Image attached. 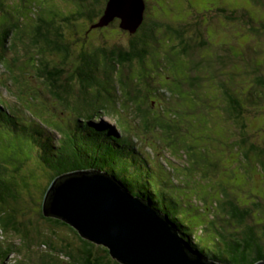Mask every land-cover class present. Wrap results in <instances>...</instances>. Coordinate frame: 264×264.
Segmentation results:
<instances>
[{"label": "trees", "instance_id": "1", "mask_svg": "<svg viewBox=\"0 0 264 264\" xmlns=\"http://www.w3.org/2000/svg\"><path fill=\"white\" fill-rule=\"evenodd\" d=\"M0 1L4 2L3 7L0 8L2 12V8H5L10 0ZM77 1L82 5L81 8L74 9L76 11L68 13V16L61 17L54 12L53 15L50 14L51 18H47V20L50 19L49 21L36 16L31 18V23L25 29V37L29 40L30 46L36 49H32L33 54L30 55V59L34 60L35 69L38 70L39 77L45 83H42L45 92L42 87H39V91L45 98L49 93V100L60 103L66 113L69 110L70 114L78 116L72 115L69 118L67 114L68 120L65 124L71 129L69 133L72 135V138L66 140L67 146L64 145L65 139L61 143L53 141L54 132L46 123L36 122L34 126L30 124L20 126L11 114L0 109V124L2 125L0 128L3 129V133L8 135L18 133L17 137H20V134L26 138L24 142L30 143L35 149L38 161L35 168L40 170L43 168L38 180L46 179L44 190L37 197V201L35 199V202L32 201L31 204V199L27 198H32L34 194L29 193V188H32L33 184L27 183V180L32 178V174L28 173V169H23V174L19 173L21 160L17 166L12 164L15 158L9 155L11 152L9 143L6 142L4 146H0V150L7 149L6 151L9 152L5 155L3 151H0V264H4L7 257L16 253L20 247L49 248L51 244L50 256L58 252V257L61 259L59 264H120L111 258L107 248L102 245L78 238L79 242L76 246H72L69 240L64 238L60 245L53 247L51 237H42L38 232L42 226H48V228L64 226L57 219L43 216L40 210L49 183L61 175L89 171L116 179L131 196L140 199L158 211L161 216H165L176 235L185 241L192 252L204 259L215 264L264 262V128L262 129L263 126L257 120L259 115L253 116V111L249 106V104L252 106H263L264 104L263 70L256 66L255 61L250 64L246 60L241 66L240 60L243 55L238 53L240 50L232 44L230 39L221 38L222 41L217 45L216 43L213 46L209 45L203 38V25L197 20L192 24L188 23L189 25L174 19L173 21H176L174 23L157 18L151 20L150 14H145L149 0H144L146 4L143 19L133 33L121 30L118 19H114L103 27L94 26L101 17L107 0H75ZM54 7L59 8L56 2ZM214 8L228 20L245 17L250 23L259 20L250 13L237 14V10L233 7L231 9L223 6ZM34 10L41 11L31 3L30 11ZM5 16H0V19H4L0 22V47L7 36L13 38V35H10L12 28L22 26V23L17 24L10 16H6L8 19ZM79 18L89 19L87 21L90 22L83 31L77 23ZM94 18L98 19L94 21ZM112 25H115L118 31L130 35L128 46L126 44L123 47L119 42L108 46L104 42L96 44L92 41L95 33L103 32ZM210 29L214 30L213 34L221 37V33L215 31L213 26ZM249 29L255 32L261 31L264 34V22L260 23L257 28L250 26ZM161 38L163 41L160 40ZM157 42L161 45L162 42L163 45L169 44V50L165 51L158 47ZM28 44H24L23 48L29 47ZM43 49H45L43 53L50 52L52 56H56L52 59L53 61L42 59ZM152 54L162 58L157 60V57L152 58ZM4 55L0 53V59ZM170 61L183 62V77L179 80L181 86H185L186 89L191 87L200 89L204 80L203 76L211 78L208 77V70L212 75L220 68H229L228 82L225 77H217L220 87L223 88L220 109L233 131L228 138V147L234 152L240 151V160L248 161L251 166H255L262 172L260 175L257 170L249 171V181L254 189L246 197H229L228 189L223 188L220 195L226 203L217 214L213 215L212 225L205 226L207 233L212 238L216 236L215 234L219 235V240L218 242L211 241L213 244L208 246L195 240L196 236L190 231L191 226L184 220V215L183 221L178 215V203L170 199L163 201V198L152 189L154 183L157 187L161 181L144 160L138 159L139 151L135 146L137 144L131 141V136H128L129 127L126 122L133 117H138L139 120H144L151 126L146 132L149 137L153 132L170 128L169 124H155L163 117L160 109L165 107V114L171 113L173 109L170 101L174 95L168 94L170 92L166 87H171V75H174V72L178 76L180 74L175 69L176 66L170 64ZM239 66L242 67L239 69L241 74L250 76L251 85L254 88V90H248L246 94L247 89H242L241 83L233 78ZM121 70H124L125 75L117 79L118 90H115L116 92L111 96L107 93V88L116 81L115 74ZM132 72H137V74ZM250 79H247V82ZM74 92L75 96H69ZM108 97L111 100H108ZM182 99L183 102H192V98L187 93L183 94ZM115 100L118 102L114 105ZM122 101L124 103L122 113H125V110L130 111L125 115L128 119L125 122L123 119L125 125L122 128L126 136L117 135L116 137L112 134V138H109L95 129L81 126L79 120L87 122L96 117L95 112L98 108L105 107V112L109 113L114 111L110 106L120 105ZM152 111L159 113L153 116ZM83 117L86 118L82 119ZM162 173L165 175L163 171ZM205 174H209V171H205ZM205 193L206 190L203 189L200 196L203 197ZM186 201L190 203L189 200ZM29 207L35 209L34 213ZM31 213L32 218H27ZM220 215L222 218L226 217V222L230 226H236L238 230L227 233L223 227L224 222L219 223V220H222ZM214 219L218 220V223H215ZM3 234H13L14 238L9 240ZM50 256L47 260H50ZM52 261L53 263L49 264H58L55 260Z\"/></svg>", "mask_w": 264, "mask_h": 264}, {"label": "rangeland", "instance_id": "2", "mask_svg": "<svg viewBox=\"0 0 264 264\" xmlns=\"http://www.w3.org/2000/svg\"><path fill=\"white\" fill-rule=\"evenodd\" d=\"M55 2L59 7L58 9L54 7ZM31 3L38 9H41V11L34 10L31 12ZM263 3L264 0H149L147 3L148 10L145 14H150L149 18L151 20H156V18L164 19L169 23L179 20L178 22L192 24L193 21L197 20L199 24L203 25V38L209 45L213 46L214 43L217 45V43L222 41L221 38L223 40L230 39L232 44H235L240 50L238 53L243 55L240 65L243 66L246 60L250 64H253L255 61L257 63L256 66L259 69L261 68L263 70L262 73H264V34L261 31L255 32L249 29L250 26L257 28L260 23L264 22ZM3 4L4 2L0 1V8L3 7ZM81 6L80 2H75V0H10L6 7L2 8L3 11L0 12V16H10L17 24L22 23L21 28L16 27L10 30V35H13L15 40H13L12 36H7L2 47H0V53L5 54L0 59V107H4L6 113L11 114L12 117L14 115L17 125L25 126L30 124L34 126L36 122L46 123L57 136L53 141L56 142L58 138H61L59 140L61 143L65 139L64 145L66 146V140L68 141L69 138H72V135L69 133V129L65 123L68 120V116L70 118L73 114H70L69 112L71 111L69 110L66 113L57 101L49 100V93L46 95L47 99L39 91V87H42L43 90L45 89L42 84L44 80L39 77L38 70L35 69L34 60L30 59V55L32 56L33 54L31 51L36 49L34 46H30L29 40L25 37V29L31 23V18L40 16L45 21H49L50 19L47 20V18H51L54 12L61 17H65L68 16V13L81 8ZM219 6L227 7V9L233 7L237 10V14L241 12L250 13L259 20L252 23L247 22L248 19L246 17L228 20L216 12L214 7ZM6 16L5 18L8 19ZM22 19L24 20L21 21ZM97 19L94 18V21ZM173 19L176 21H173ZM87 20L89 19L79 18L77 21L82 31L90 24ZM3 21L4 19H0V22ZM58 21L61 20L58 19ZM211 26H213L215 31L221 33V37L213 34L214 30L210 29ZM190 29L192 30L191 27ZM100 33H95L92 38V41L96 42V44L104 42L110 46L119 42L123 47L129 44L130 35L118 31L115 25L108 27ZM92 35L93 33L90 37ZM66 39L68 38L66 37ZM160 40L163 41V38ZM24 44H28L29 47L23 48L25 47ZM157 45L165 51L169 50L170 47L169 44L163 45V42L162 45L157 42ZM24 49L26 50L25 52ZM44 51L45 49L42 50V53ZM36 56L37 53L35 52ZM55 57L50 52L43 53L42 55V59L44 61L50 60L49 62L53 61L52 59ZM154 57H157V60L162 58L161 56H153L152 54V58ZM185 62L188 64V60ZM170 64L175 65V69L180 74L178 76L174 72V75H171V87H166L170 92L168 94L174 95V98L172 97L173 99L170 101L173 109L169 114L164 113L165 107L160 109L163 117L155 122L157 125L163 123L169 124L170 128L153 132L149 137L146 132L151 126L148 123H145L144 120H138V117H134L135 119L129 118L133 122L135 132L133 134L132 128H129V131L132 133L131 141L137 144L135 146L137 151H139L138 159L144 160L161 181L157 187L156 183H154L152 189L155 190L158 196L163 198V201L170 199L178 203V215L182 217V221L184 215V220L191 226L190 231L196 236L195 240L199 241L200 244L208 246L209 244H213L211 241L218 242L219 240V235L215 234L216 236L212 238L207 233L205 226L212 225L211 220L213 215L217 214L219 209L223 208L226 203L220 195L221 191L224 190L223 188L228 189L229 197H246L254 189L252 183L249 181V171L254 172L257 170L260 175H262V172L256 169L255 166H251L248 161L240 160V151L234 152L228 147V138L232 135L233 131L230 123L224 119L220 109L223 88L220 87L217 77H225L228 82L229 68H220L212 75L209 74L208 70V77L210 76L211 78L209 79L204 75L200 89L199 87L186 89L185 86H181L179 80L183 77V62L178 61L175 63L174 61H170ZM241 66H239L233 78H235L236 82L239 81L241 83L242 89H247L245 91L246 94L248 90H254V88H252L250 76L241 74V70L239 71L242 68ZM192 72L195 73L194 71ZM132 73L137 74V72ZM124 75V70L115 74L116 81L107 88L109 95L112 96L116 92L115 90H118L117 79ZM247 79H250L249 82H247ZM185 93L192 98V102H183L182 98ZM123 94L128 98L125 91H123ZM69 96H75V92L72 95L69 94ZM108 100L111 99L108 97ZM117 102L118 100H115L113 104L115 105ZM123 106V101L120 105L110 106L114 111L109 113L105 112V107H100L95 112L97 116L94 119H90L87 123L81 120L79 122L83 127H85V124L91 123L88 128L95 129V131H99L100 133L105 130V136L109 138H112L111 136L115 131L112 127L114 123L118 128L121 127L119 129L122 131L123 136H126L122 127L128 119L125 115L130 111L125 110V113H122ZM249 106H251L253 116L259 115L257 120H259L263 129L264 104L263 106H252L249 104ZM158 113L152 111L153 116ZM73 116L78 117L77 115ZM0 126L2 125L0 124ZM17 136L18 133L11 135L7 133L0 134V146H4L3 144L6 142L9 143V150L11 151L9 155L15 158L12 164L17 166L21 160L22 167H19V173L23 174V169H28V173L32 174V178L27 180V183L33 184L32 188H29V193L34 194L32 198H27L31 199L30 202L32 204V201L35 202V199L37 201V197L44 190V181L46 179L42 180L40 178L38 180L40 175H42L41 171H43V168L41 170L35 168L38 161L34 147L30 143L24 142L26 138H23L22 135L19 134L20 137ZM128 136H130L129 133ZM6 150L1 149L0 151H3L7 155L9 152ZM153 166L160 168L165 175H163L160 169H156ZM205 171H209V174L206 175ZM203 189L206 190V193L202 197L200 195H202ZM186 200H189L190 203ZM34 206L35 203L33 204ZM26 210L28 211V208ZM33 211H35L34 208L31 209V212ZM32 215L31 213L27 218H32ZM221 219L219 223L224 222L223 227L227 233L230 234V232L238 230L236 226H230L226 222V217H221ZM217 221L214 219L215 223ZM61 223L64 226H59L58 228L42 226V229L38 230V232L42 237L50 236L54 244L53 247L60 245L64 238L68 239L72 246H76L80 237L73 228L63 222ZM3 235L9 240L14 238L13 234ZM52 237L56 238L53 239ZM51 248L52 244L49 248L34 246L26 249L20 247L16 253L7 257L4 264H41L45 262L49 264L53 263L52 260H55L59 264L61 259L58 257V252H55V255L52 254L54 257H51ZM48 256H50V260H47Z\"/></svg>", "mask_w": 264, "mask_h": 264}, {"label": "water", "instance_id": "3", "mask_svg": "<svg viewBox=\"0 0 264 264\" xmlns=\"http://www.w3.org/2000/svg\"><path fill=\"white\" fill-rule=\"evenodd\" d=\"M144 9V0H107L94 26L118 19L121 30L133 33ZM41 211L73 228L80 238L107 248L120 264H215L192 252L165 216L131 196L116 179L96 172L54 178Z\"/></svg>", "mask_w": 264, "mask_h": 264}, {"label": "clouds", "instance_id": "4", "mask_svg": "<svg viewBox=\"0 0 264 264\" xmlns=\"http://www.w3.org/2000/svg\"><path fill=\"white\" fill-rule=\"evenodd\" d=\"M50 184V183H49ZM49 186V185H48Z\"/></svg>", "mask_w": 264, "mask_h": 264}]
</instances>
